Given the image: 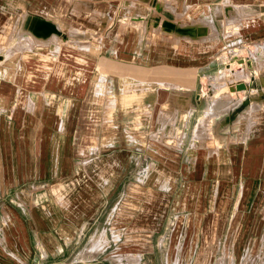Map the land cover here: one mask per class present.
<instances>
[{"label":"rangeland","instance_id":"1","mask_svg":"<svg viewBox=\"0 0 264 264\" xmlns=\"http://www.w3.org/2000/svg\"><path fill=\"white\" fill-rule=\"evenodd\" d=\"M84 17L72 16V23L85 22L91 29L82 32V38H70L60 44L57 51L53 44L29 48L32 44L23 41L24 38L18 42L16 34L5 31L10 18L0 27V40L6 34L0 43V69L3 55H10L12 51L14 55L40 57L42 62L30 58L26 63V69L35 73L38 67L41 71L49 70L51 64L43 61L57 59L56 65L51 66L59 72L58 86L73 85V90L31 88L22 90L23 94L20 90L19 95L14 98L11 95L6 103L12 108L11 104L16 102L14 107L19 108L23 101L30 99L33 103H43V110L34 112L31 106L21 111L0 110V139L1 136L10 139L12 135L16 141L0 143V158L3 153L9 157L6 158L8 163H12L0 164V263L264 264V142L256 148L259 172L246 175L241 170L245 148L264 136V103L242 113L239 102L246 93L233 88L238 81L249 82L246 66L238 64L241 61L230 63L226 60L217 67L209 64L208 73L216 71L212 74L215 78L206 84L199 80L196 86L194 70H183V64L177 61L178 50H181L177 38L157 29L148 35L143 30L114 27L99 32L100 16L94 13ZM127 21L126 18L119 20L122 22L119 27H128L124 24ZM197 28L192 37L183 33L193 40L206 35L204 26ZM97 35L106 41L140 38L142 52L153 50V61L139 59L134 66L124 68L146 71V80L131 76L104 81L97 63L100 55L95 43ZM212 37L207 36L202 44L205 60H214L223 52L219 44L212 45ZM146 42L149 43L145 46ZM22 43H26V48L18 51ZM186 48L192 51L193 45ZM161 69L166 71H161L162 75L159 74ZM180 76H185V81L195 90L211 93V98L202 94L203 109L213 102L212 99L218 104L217 108L221 106L219 111L232 108L233 112L224 115L229 127L235 122L233 117L241 111L234 130L228 132L225 147L213 141L209 117L203 116L198 126L189 127L184 133L180 125L184 117L178 119L174 111L163 108L167 94L180 90ZM50 80L53 81L49 78L47 82ZM158 80L171 86L164 90L157 86ZM256 81L264 88V71L257 73ZM219 85L225 86V90L214 97ZM250 88L256 89L254 82ZM123 93L137 97L125 106L126 109L113 111ZM148 96L151 101L146 100ZM170 99L175 101L173 103H188L186 108L190 107L185 95H173ZM126 114L128 121L124 120ZM35 116H38L37 122ZM60 120L63 125L60 129L56 127V131V123ZM43 121L46 125L50 123V132H43ZM24 122L27 126L21 127ZM218 125L216 122L214 130ZM27 128L31 129L29 137L30 134L39 139L43 136L49 142L43 145L51 147L57 155V175L34 173L33 167L24 165L13 166L8 148L18 147L21 162L25 146L28 152L35 147L22 142ZM33 128L38 135H34ZM193 135H196L195 140H192ZM94 147L98 152L87 156L88 148ZM13 155L17 160L16 153ZM73 167L79 168L80 173L72 174L71 170L67 173V169ZM4 171L10 173L4 174ZM73 181L78 182L74 187H90L91 190L72 189ZM81 182L84 183L79 185ZM246 183L251 190L245 192L246 197L244 192L240 196L238 188ZM102 184L105 189H94ZM244 201L252 204L251 208H243L252 211L248 221L242 220V215L233 217L234 205L241 206ZM84 213L88 215L72 234H59L58 229L65 226L63 221ZM52 220H57V224ZM13 226L18 235V249L10 253L4 244L3 232ZM89 249L101 251L91 254L87 252Z\"/></svg>","mask_w":264,"mask_h":264},{"label":"crops","instance_id":"2","mask_svg":"<svg viewBox=\"0 0 264 264\" xmlns=\"http://www.w3.org/2000/svg\"><path fill=\"white\" fill-rule=\"evenodd\" d=\"M262 7H264V0H0V27L10 18L8 24L5 27L7 34H16L18 37V42L22 41L24 38L23 41H27L32 44L29 48L53 44L55 51L58 50V46L60 44L65 43L70 38L78 39V37L83 34L82 32L91 29L85 22L75 24L72 23V16L74 17L78 15L80 18H85L84 16L91 17L94 15V13L97 14L100 16L98 26L99 29H97L99 32L103 29L112 30L115 28L117 30L121 29L138 32L143 30L148 35V32L157 29L166 36H171L178 39V45L180 46L181 50H178L177 61L183 64V70H194L193 80L195 85L199 80L204 81L206 84L207 82L210 83L212 80L211 78H215V76H212V74H214L216 71L208 73L209 64H214L215 67H217V65H223L226 63H224L225 59L221 58L220 55H217L214 60H205L206 56L203 57L201 48L207 36H214L212 37L213 44H211H215V46H218L219 44L220 50L239 44H245L248 46L249 51L247 57L245 58V64H242L241 66H246L247 71H249V82L247 83L245 81H238L233 87L235 89V86L238 84H243L246 86V88L242 90L243 93L246 94H243L244 97L239 102V105L241 104V110L243 113L257 109L261 106L262 102L264 103V99H262V97H264V88L256 81L257 73L264 71V9ZM117 17H119V19ZM116 18L118 20H116ZM123 18L128 19L127 23L124 24L129 25V28L126 27V25L119 27L122 24V22H119V20L121 21ZM115 20L116 24L114 23L113 26L112 22H115ZM197 26H204L206 28L207 32L205 36L195 40H193L194 38H189L186 36V34L191 35L190 37L196 35V30L198 29ZM5 36L6 34H4L0 40V43L4 41ZM95 43L99 48L98 53L100 55L98 56L97 63L99 64V68L103 71L102 77L104 81L106 79H113L114 81L116 79L123 77L129 78L131 76H136L139 80H146V71L136 72L131 71V69L128 70L124 68L134 66L135 62L139 59L144 60L145 62L146 60L150 62L153 61V50H151V52H148V50L145 53L142 52L140 38L136 41L135 36L134 41H128V39H126L124 42L121 40L118 41L116 39L106 41L102 40V38L98 37L97 35ZM148 43L146 42L145 46L148 45ZM192 45V51L186 48V46ZM103 47L104 50L101 51ZM23 48H26V43H22L18 51L22 50ZM7 49L5 53L7 52ZM84 49H86V46ZM14 53L15 52L12 51L10 55L7 53L3 55L4 61L1 66L2 69H0L1 111H6L8 108L6 103L8 102L10 96L13 95L14 98L15 95L20 94V90L21 94H23L22 90L32 89L73 90V85L71 83H69V86L65 83L61 84V86L64 88L58 86L57 80L59 77V72L54 70V66L56 65L54 63H57V59L54 61H43V63L49 62V64L54 66L50 65L49 70L46 71H41L38 69V67L36 68L37 71L35 73V71L32 69H26V63H28V59L31 57L14 55ZM210 53L211 50L209 55ZM212 56L213 55L211 54L210 57L212 58ZM32 59L34 61L42 62L39 60L40 57L33 56L31 60ZM228 61H232V58H229ZM261 66H263L262 69ZM257 68H259V70H257ZM161 71L166 72L165 70L161 69L159 71L160 75L164 74ZM49 78H52L53 81L50 80L47 82ZM253 82L256 85V89L250 88ZM190 84V82L185 81V76H180L178 80V85L181 87L180 90H171L169 94H167L163 108L174 111L176 116H178V119L184 117L180 123L184 133L186 132L187 128H195L198 126L200 124L199 121L202 120L203 116L209 117L213 141L217 146L225 147L229 140L228 132L230 130H234V125L237 122L236 120L240 118L241 111L233 117L232 120L235 122H233L229 127L227 124L228 118L225 120L224 115H228L229 111L233 112L232 108L229 110L226 109L225 111H219L218 108L221 106L217 108L218 104H216V102H214L212 99L213 102L208 104V106L203 109L202 94H204V90H195L196 88ZM157 86L166 90L169 89L171 84L158 80ZM224 88L225 86L219 85L217 87L216 94L213 96L216 97L219 92L225 90ZM200 89H203V87ZM9 90H11V92H9ZM235 94L236 93L232 95ZM173 95H185L186 99L189 100L190 107L188 109L186 108L188 103H173L175 101L170 99V97ZM204 95L208 96L209 98L212 97L210 92L205 93ZM135 96L128 93L121 94L120 103L117 105L115 104L112 110L119 111L126 109L125 106H127ZM27 100L28 102L26 100L23 101V103H21V107L19 106V108L14 107L16 104V102H14L11 104L12 108H8L7 110L21 111L27 109V106H31V109L34 112L36 109H44L43 103H33L30 101V99ZM146 100L151 101V96H148ZM244 102H246V104L242 105ZM186 110H188V113H185ZM198 115L200 117H198ZM35 117L36 119L34 120L37 122L38 116ZM128 118L129 116L126 114V116H124V120L128 121ZM216 122H218L219 125L218 129L214 130ZM62 123V120L57 121L55 126L56 131L57 128L60 129L62 127ZM2 126L5 127V124H2ZM26 126L27 125L25 122L23 125L21 124V127ZM236 127L238 128V126ZM51 128L52 127L50 126V123L46 125V122L43 121V132H50ZM26 131V136L22 142L34 144L35 147L34 149L30 148V152H28L27 146H25L23 156H21V162H19L20 159L17 153L18 147L11 146L10 149L8 148L7 150L10 151L14 160L13 166L19 167L20 165H24L25 167L28 166L29 168L33 167L34 173L57 175L59 173L58 163L56 162L57 155L53 153L54 151L52 152L51 147L44 148L43 145V143L48 144L49 142L45 141L43 136L39 139L38 137H33L32 134H30L29 137L28 133L31 132L30 128H27ZM32 131L34 135H38V133L35 131V128H33ZM14 139L15 136L12 138V135L10 139H8L6 136L4 139V136H1L0 143L3 144L6 142H16ZM182 139H184V137ZM195 139L196 135H193L192 140ZM263 142L264 136L261 135L256 140L250 142L245 148L242 157L241 168L243 174L255 175L259 172V166L257 162L259 161V156L256 148ZM1 149H3V147ZM97 152L98 148L96 147H94L92 150H89L88 148L87 156ZM15 153L17 160L13 155ZM77 153L81 152L77 151ZM6 158L8 159L9 157L2 153L0 164H3V166L12 164L8 163ZM70 170L72 174L80 173V169L77 167H73L71 169L68 168L67 173H70ZM3 173L7 174L10 172L4 171ZM77 183L78 182L74 183L73 181L72 189L91 190L90 187H74V185H77ZM82 183L84 182H81L79 185ZM104 185L105 184H102L99 186V188L97 187L94 189H105L106 187H103ZM238 190H240V196L244 192L243 196L246 197L245 192L251 190L250 184L246 183L244 186L240 185ZM248 201L249 203H252V200ZM246 203L247 201H244L241 206L234 205V211L236 212L233 217L235 215H242V220H249L252 211L247 209L244 211L243 208H251L252 204ZM44 206L45 205H43V207ZM100 206L101 205H93L92 207L99 208ZM85 207L89 208V205H85ZM239 207L241 208L240 212H238ZM87 212H90V210H87ZM86 215H88V213H84L79 217H74L73 219H67L63 221L65 226L58 229L59 234L61 236L72 234L73 229L78 225L82 218H86ZM56 221L52 220L53 224H57ZM50 234V238H53L52 232H50ZM17 238L18 235L16 234L14 226L13 229L8 227L6 228L5 232H3L4 244L10 253L16 252L18 249V242H16ZM100 251L101 250L90 251L89 249L87 252L96 254ZM0 264L5 263L1 261Z\"/></svg>","mask_w":264,"mask_h":264},{"label":"built area","instance_id":"3","mask_svg":"<svg viewBox=\"0 0 264 264\" xmlns=\"http://www.w3.org/2000/svg\"><path fill=\"white\" fill-rule=\"evenodd\" d=\"M248 49V46L245 44H239L229 48H225L221 53V58H224L227 62L230 63L241 61V63L238 64L242 65L245 64V58L247 57L249 51ZM229 58H232V61H228Z\"/></svg>","mask_w":264,"mask_h":264},{"label":"water","instance_id":"4","mask_svg":"<svg viewBox=\"0 0 264 264\" xmlns=\"http://www.w3.org/2000/svg\"><path fill=\"white\" fill-rule=\"evenodd\" d=\"M244 87L245 86L243 84H238V85L235 86V90L236 91H240V90H243ZM245 104H246V102H244L242 105H245Z\"/></svg>","mask_w":264,"mask_h":264},{"label":"bare ground","instance_id":"5","mask_svg":"<svg viewBox=\"0 0 264 264\" xmlns=\"http://www.w3.org/2000/svg\"><path fill=\"white\" fill-rule=\"evenodd\" d=\"M245 88H246V86L244 87V89H245ZM244 89H243V90H244ZM240 91H242V90H240ZM207 110H208V109H207ZM209 110H210V109H209ZM93 244H94V243H93ZM94 245H95V244H94ZM91 247H92V246H91ZM94 247H95V246H94ZM91 250H92V249H91ZM95 251H96V250H95Z\"/></svg>","mask_w":264,"mask_h":264}]
</instances>
